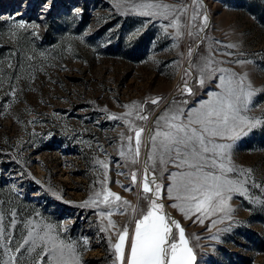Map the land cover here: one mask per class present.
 Returning <instances> with one entry per match:
<instances>
[{
    "label": "rangeland",
    "instance_id": "1",
    "mask_svg": "<svg viewBox=\"0 0 264 264\" xmlns=\"http://www.w3.org/2000/svg\"><path fill=\"white\" fill-rule=\"evenodd\" d=\"M117 2L0 0V215L14 237L12 255L27 235L25 223L43 220L62 226L59 235L65 241L87 239V246L78 249L82 264H113L109 238L115 243L116 235L113 229L101 231L108 226L99 215L104 206H80L102 192L105 169L97 161L108 164L107 187L122 201L139 203L141 209L148 201L137 200L140 183L131 191L120 186L131 184L133 171L142 180L145 149L135 165L122 158L121 145L131 133L123 119L108 117L127 112L123 105L147 100L142 113L149 116L147 122L136 119V109L124 119L148 127L170 106V98L187 99L190 105L207 99L208 92L219 91L218 75L203 89L196 83V68L192 77L185 75L190 64L203 65L201 57L211 56L213 67L246 76L245 83L257 90L247 115H264V0H153L176 9L169 19L125 13ZM205 14L208 26L200 32ZM177 17L180 37L175 28L165 31ZM21 22L25 28L16 27ZM190 49L195 50L191 59ZM185 79L194 96L177 92ZM155 97L164 99L152 105ZM230 157L235 166L251 170L247 193L229 200L231 219L221 220L217 213L204 224L193 223L195 216L184 219L171 207L176 201L163 194L164 211L184 227L196 264H264V203L257 202L264 201V127L236 141ZM162 167L157 163L149 171L167 185L168 174L177 169L169 164L160 179ZM130 213L113 209L111 219L121 230L128 224L131 232ZM213 219L219 222L212 225ZM38 252L25 253L16 264H31Z\"/></svg>",
    "mask_w": 264,
    "mask_h": 264
},
{
    "label": "snow or ice",
    "instance_id": "2",
    "mask_svg": "<svg viewBox=\"0 0 264 264\" xmlns=\"http://www.w3.org/2000/svg\"><path fill=\"white\" fill-rule=\"evenodd\" d=\"M197 0H193L196 4ZM116 7L123 8L125 13L141 16H161L169 19L176 11L173 6L153 0H118ZM79 10H77L78 12ZM181 13L186 9H181ZM198 13H194V21ZM208 26V16L201 18L200 32ZM25 28L21 22L16 25ZM175 28L176 36L180 37L179 17L165 26ZM139 30H137L138 34ZM199 33H196L198 35ZM135 35V34H134ZM189 35H194L189 32ZM234 47V45H229ZM194 49L189 50L191 59ZM203 65L197 67L190 64L185 75L192 77V68L199 72L196 80L203 89L206 82H211L218 75L219 91L208 92L207 99H200L190 105L189 100L177 102L170 98L169 104L159 116L155 117L152 125L148 127L137 126L125 116L131 117L136 109V119L147 122L148 115H143L145 106L133 101L131 105H123L128 109L121 116L109 115L111 120L123 119L127 131L131 133L126 137V144L121 145L119 155L127 157L131 164L140 162L141 149H145L144 175L138 181V173H131V184L120 186L126 191L140 183L141 191L138 193V202L148 201L147 208L141 209L139 203L131 204L106 184L108 164L97 161L105 169V182H102V192L97 191L88 200L81 203V207H96L103 205L99 215L108 222L107 228L113 229L116 235L115 243L109 238L110 249L114 250L113 264H196L197 257L189 244V237L181 223L164 211L163 194L166 192L168 199L175 200L171 204L186 220L193 223L204 224L205 219L221 213V220L231 219L232 207L229 200L233 194L245 195L248 189L246 184L251 180V170L242 169L231 162L230 151L234 143L249 135L253 130L264 127V115L250 117L247 115L250 104L257 95V90L250 83H245L246 76H238L231 69L213 67L215 63L211 56L201 57ZM250 63L251 61H247ZM246 63V61H236ZM190 80L185 79L183 85H178L180 95L194 96L193 87L189 86ZM13 89V93H14ZM164 98H151L152 105H158ZM155 129V130H153ZM124 138L122 134V139ZM126 149V150H125ZM159 163L162 167L160 179L168 172L171 164L177 171L168 174L169 184L158 183V177L149 171L155 169ZM229 174H232L230 177ZM124 175V173H120ZM235 177V178H232ZM242 177V178H241ZM119 183V181H117ZM253 187H260L253 183ZM53 195H57L53 193ZM101 196L103 198L101 199ZM264 203V201H257ZM113 209L120 215H125L131 209L129 219L134 222V229L130 232L128 224L121 229L111 219ZM198 214V215H197ZM12 226L16 224L15 212L12 213ZM4 216L0 215V256H7V260L0 259V264H16L25 253L31 256L38 252V259L31 264H82L81 246L86 247L87 239L82 242L65 241L60 238L62 226L50 225L43 220L27 221L22 237L23 242L15 248L16 255H12L10 245L14 241L13 235L4 226ZM219 221L211 220L215 225ZM215 239V237H213ZM45 257L47 259H45ZM22 264V260H21Z\"/></svg>",
    "mask_w": 264,
    "mask_h": 264
},
{
    "label": "bare ground",
    "instance_id": "3",
    "mask_svg": "<svg viewBox=\"0 0 264 264\" xmlns=\"http://www.w3.org/2000/svg\"><path fill=\"white\" fill-rule=\"evenodd\" d=\"M177 81V80H176Z\"/></svg>",
    "mask_w": 264,
    "mask_h": 264
}]
</instances>
